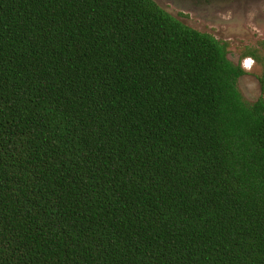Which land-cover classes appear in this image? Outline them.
<instances>
[{
  "label": "trees",
  "instance_id": "obj_1",
  "mask_svg": "<svg viewBox=\"0 0 264 264\" xmlns=\"http://www.w3.org/2000/svg\"><path fill=\"white\" fill-rule=\"evenodd\" d=\"M230 52L153 0H0V264H264V43Z\"/></svg>",
  "mask_w": 264,
  "mask_h": 264
},
{
  "label": "rangeland",
  "instance_id": "obj_2",
  "mask_svg": "<svg viewBox=\"0 0 264 264\" xmlns=\"http://www.w3.org/2000/svg\"><path fill=\"white\" fill-rule=\"evenodd\" d=\"M167 13L199 32L208 33L230 44L229 60L237 64L247 47L264 43V0H153ZM250 65L244 67V61ZM241 61L245 71L256 72L252 59ZM238 88L247 102L260 95L254 75L239 79Z\"/></svg>",
  "mask_w": 264,
  "mask_h": 264
},
{
  "label": "built area",
  "instance_id": "obj_3",
  "mask_svg": "<svg viewBox=\"0 0 264 264\" xmlns=\"http://www.w3.org/2000/svg\"><path fill=\"white\" fill-rule=\"evenodd\" d=\"M243 65H244V67H245L246 69H248V68L250 67V65L247 64V60L244 61V64H243Z\"/></svg>",
  "mask_w": 264,
  "mask_h": 264
}]
</instances>
